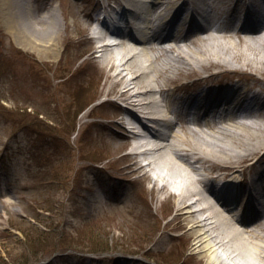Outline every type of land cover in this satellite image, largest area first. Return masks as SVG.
Wrapping results in <instances>:
<instances>
[{"label":"rangeland","instance_id":"374dc122","mask_svg":"<svg viewBox=\"0 0 264 264\" xmlns=\"http://www.w3.org/2000/svg\"><path fill=\"white\" fill-rule=\"evenodd\" d=\"M105 1L0 0V264H206L190 226L177 225L176 198L160 193L145 169H126L141 158L121 157L130 148L116 133L129 142L132 133L114 104L121 100L107 95L92 33V13ZM240 29L232 41L247 35ZM147 53L139 55L143 65ZM262 67L239 61L233 68L264 78ZM195 71L147 78L173 91ZM197 74L264 90V82L222 68ZM196 88L155 95L168 102L157 110L166 115Z\"/></svg>","mask_w":264,"mask_h":264},{"label":"bare ground","instance_id":"6f19581e","mask_svg":"<svg viewBox=\"0 0 264 264\" xmlns=\"http://www.w3.org/2000/svg\"><path fill=\"white\" fill-rule=\"evenodd\" d=\"M127 1L122 0L121 3ZM139 3L140 10L142 4ZM211 4L214 7L209 12L210 18L220 10V6L224 7L223 13H237L240 0H153L152 10L148 15V29L159 35L157 39L161 38V28L177 22L188 8H192V13L198 6L209 7ZM139 13L135 12L136 16ZM97 18L101 21L100 16ZM242 29L247 35L236 38L239 41H232V37L240 32L234 26L211 25L198 31L172 36L163 43H155L150 38L138 41L130 32L125 31L123 36L111 35L109 42L101 43V32L96 35L97 40L99 39L97 48L98 53H101L99 62L108 74L106 82L110 87L107 95H116L118 100H121L120 104L115 101L114 104L123 115L129 112V109L135 110L132 119L138 122L141 114L155 113L159 119L164 118L166 110H157V107L162 103L168 105V102L165 97L156 99L155 95L161 98L164 93L170 95V92H173L174 95L182 89L186 91L206 82H217L213 81L216 74L199 77L198 72L222 68L228 73L242 77L247 75L263 82L264 78L233 67L239 64V61L255 66L258 63L264 64V22L251 29ZM196 32L206 34L197 35ZM115 38L120 43L111 42V39ZM126 38L129 40L126 41ZM115 48L120 51L118 56L113 53ZM148 51L152 55L143 65L139 55L148 54ZM189 69L197 70L183 77L191 81L173 91L163 85L156 86L154 80L147 78L152 71H155V78L168 79L173 75H182L184 70ZM261 70L264 72V67ZM122 87L123 90L120 91ZM233 91L244 94L247 90L238 82H234ZM194 97L193 100L180 98V109L189 108L195 103L207 105L206 101ZM228 97L229 94L218 92L214 99L223 102ZM226 106L229 107L228 103ZM179 107L168 109V112L173 110L177 116L183 117ZM123 115L121 119L124 118ZM246 118L260 120L264 118V109L251 113ZM179 120H183V124L174 126L169 136L154 130L151 134L153 141L147 146L139 141L141 136L138 133L134 134L135 143H130L125 135L116 133V137L126 141V147L130 148L128 153L121 156L123 160L127 161L132 157L149 160L147 164H139V160L134 163L127 161L129 165L126 169L133 173L145 169V177L158 183L155 186H158L160 193L169 198H176L177 202L173 208L178 213L177 225L181 228L190 226L195 250L206 258V264H264V212L253 222L241 223L237 214L228 209L229 199L218 200L205 179V175L226 171V178L240 179L255 189L262 177V171L256 170V167L264 162V148H260L264 145V123L239 121L235 112L226 114L219 120ZM115 126L118 125L112 124L111 127ZM122 126L126 128L125 123H122ZM184 133H187L186 136ZM249 158H252L251 163L244 168L227 166L232 164L234 159ZM247 172L255 173V176L248 180ZM219 178L217 176L216 179ZM243 203L240 206H243ZM184 220L188 221V224H185Z\"/></svg>","mask_w":264,"mask_h":264},{"label":"trees","instance_id":"16d2710c","mask_svg":"<svg viewBox=\"0 0 264 264\" xmlns=\"http://www.w3.org/2000/svg\"><path fill=\"white\" fill-rule=\"evenodd\" d=\"M100 243H101V242H100ZM101 244H103V243H101ZM94 245H95L96 248H98L96 244H94Z\"/></svg>","mask_w":264,"mask_h":264}]
</instances>
